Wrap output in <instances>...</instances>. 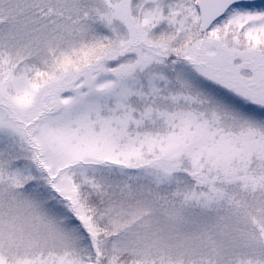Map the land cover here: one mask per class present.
<instances>
[{
	"label": "snow or ice",
	"instance_id": "snow-or-ice-1",
	"mask_svg": "<svg viewBox=\"0 0 264 264\" xmlns=\"http://www.w3.org/2000/svg\"><path fill=\"white\" fill-rule=\"evenodd\" d=\"M0 264H264V0H0Z\"/></svg>",
	"mask_w": 264,
	"mask_h": 264
}]
</instances>
